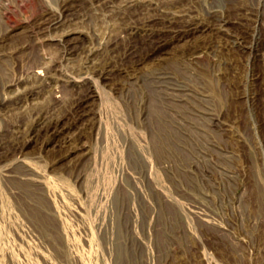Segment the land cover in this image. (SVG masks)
Returning <instances> with one entry per match:
<instances>
[{"label": "bare ground", "instance_id": "obj_1", "mask_svg": "<svg viewBox=\"0 0 264 264\" xmlns=\"http://www.w3.org/2000/svg\"><path fill=\"white\" fill-rule=\"evenodd\" d=\"M224 1L200 12L192 0H0V237L33 224L47 241L46 256L54 264L59 250L66 264H156L155 243L162 236L159 229L166 227L165 199L157 208L164 221L159 227L154 223L155 209L139 202L145 181L149 182L143 175L148 172L165 193V173L152 161L158 154L163 156L167 144L165 100L171 94L177 101L195 103L184 86L172 83L162 69V55L172 45L192 46L219 31L234 33L233 22L223 15ZM8 2L18 12L34 3L43 7L24 31H15L8 25ZM262 10L264 0H259L239 11L237 23L244 25ZM95 20L104 23L101 36L81 28ZM229 36L231 44H242L237 35ZM52 44L55 49L48 55L45 47ZM200 48L190 49L189 55ZM68 63L77 66L73 72L64 70ZM147 63L152 70L139 79L149 90L147 112L142 97L137 101L132 96L128 104L109 93L102 95L101 111L98 118L94 116L100 83L116 93H127L129 85L139 82V66ZM155 105L158 124L147 129L141 120L148 119ZM92 130L89 155L85 139ZM35 148L49 150L58 162L76 159L85 168V174L76 176L85 193L76 190L59 169L49 173L39 157H29L27 149ZM120 188L133 210L125 220L113 216ZM231 196L233 205L241 203L240 198L244 201L237 211L242 227L235 215L224 221L202 202L191 207L185 201L177 209L186 241L209 237L221 241L225 236L217 256L203 254L194 264H264V173L252 174L250 188L239 199ZM74 198L84 203L80 233L71 229ZM57 221L61 228L49 229ZM28 259L30 264L41 263L35 254H28Z\"/></svg>", "mask_w": 264, "mask_h": 264}, {"label": "rangeland", "instance_id": "obj_2", "mask_svg": "<svg viewBox=\"0 0 264 264\" xmlns=\"http://www.w3.org/2000/svg\"><path fill=\"white\" fill-rule=\"evenodd\" d=\"M192 2L200 12L205 11L212 4H222V0L213 2L192 0ZM258 2L259 0H226L222 5L223 15L233 22L234 33L219 31L211 36H204L192 46L182 43L174 48L172 45L162 55V69L171 76L172 83L184 86L182 87L187 97H193L195 103L177 101L171 94V97H166L163 110L168 145L164 147L163 156L158 154L157 158L152 159L154 164L156 163L155 166L165 173V193L162 194L158 190L159 183L154 181L148 172L143 175L144 179L145 177L149 179V182L145 181L144 192L140 194L139 202L142 206L155 209L153 216L157 226L162 227L164 221L166 226L164 230L159 229L162 236L158 243H155L158 244L156 248L154 247L155 256L157 255L156 264H194L193 262L203 254L217 256V247L224 242L225 236L221 241L212 237L202 241L199 239L186 241L182 238L181 217L176 213L177 209L185 201L191 207L202 202L201 204L215 210L224 221L229 219L230 215H235L238 225L242 227V219L237 211L241 210L244 201L240 198L241 203L235 202L233 205L231 195L234 194L239 199V195L250 188L252 174L255 171L264 173V10L259 14V18L253 17L244 25L237 23L239 11L252 4L257 5ZM7 5L11 11L8 25L15 31H24L40 14L43 7L42 4L34 3L24 12H18L9 2ZM89 25L84 24L81 28L87 34L103 35L104 23L95 20ZM2 29L3 26L0 25V30ZM230 34L237 35V41L240 40L239 43L242 44H231L227 38ZM135 41L139 43L140 39L137 38ZM196 46L201 47L199 52L195 53V56L189 55L188 51ZM45 49V53L50 55L55 49L54 44L47 45ZM27 64L29 61L24 65V70L28 68ZM76 67L75 64L68 63L64 66V70L73 72ZM149 70H152L150 64L140 65L137 70L138 81L145 78ZM129 86L127 93H116L107 84L101 82L98 87L99 99L96 98L92 106L94 116L97 115L98 118L101 111L102 95L109 93L128 104L134 96L137 97V101L142 97L147 112L150 105L147 85L145 83L142 85L139 81ZM195 106L200 111L196 110ZM156 107L157 105L151 107L148 119H142L141 126L150 124L152 128H156L158 124ZM209 109L211 110L208 111ZM141 118L143 117L139 116V119ZM96 119L92 121L95 122ZM93 140L94 130L90 131L85 139V149L89 155L93 151ZM27 153L29 157H39L49 173L59 169L68 175L75 189L78 191L82 189L81 192L85 193L83 185L80 184L81 180L76 179V176L85 174V168L76 164V159L58 162L49 150L37 148L27 149ZM227 176L235 177L236 181L228 179ZM117 196L115 204L117 211L113 216L120 220L130 218L133 210L129 208L122 188L118 189ZM162 199H165L163 202L167 214L163 222L157 211ZM72 202L69 212L71 229L80 233L82 225L79 223L81 216L84 215V203H80L75 198ZM51 224L49 229L61 228V223L58 221ZM28 227L22 231L13 230L8 236L0 237V264H30L28 254L39 256L40 264H54L52 259L46 256L47 241L39 236L33 224H28ZM27 230L30 234L26 236ZM209 233L216 235L217 232L208 230ZM19 237L20 239H17ZM57 239L63 243L64 238L59 236ZM56 256L57 264H66V258L61 250L57 251Z\"/></svg>", "mask_w": 264, "mask_h": 264}]
</instances>
